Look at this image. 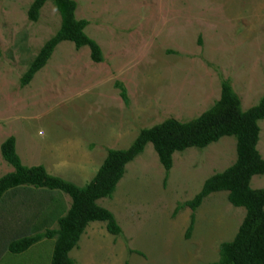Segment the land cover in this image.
I'll return each instance as SVG.
<instances>
[{"label": "rangeland", "instance_id": "374dc122", "mask_svg": "<svg viewBox=\"0 0 264 264\" xmlns=\"http://www.w3.org/2000/svg\"><path fill=\"white\" fill-rule=\"evenodd\" d=\"M33 1L0 0V145L13 137L25 167L42 166L50 176L84 186L107 151L126 149L140 130L200 116L219 99L221 80H229L244 111L264 96V0H73L75 17L88 21L84 32L103 61L92 62L87 47L61 42L21 87L29 63L60 26L49 1L30 21ZM258 127L256 149L264 159V119ZM235 144L223 137L175 152L167 173L147 144L112 195L96 202L121 234L91 222L69 257L74 264L216 262L219 245L233 239L245 210L233 207L226 192L209 194L194 212L181 205L234 163ZM12 171L0 155V178ZM249 186L264 190V175L253 176ZM5 196L0 264H49L53 240L20 255L1 251L25 233L24 217L42 210L36 195ZM60 196L68 209L70 198Z\"/></svg>", "mask_w": 264, "mask_h": 264}, {"label": "trees", "instance_id": "16d2710c", "mask_svg": "<svg viewBox=\"0 0 264 264\" xmlns=\"http://www.w3.org/2000/svg\"><path fill=\"white\" fill-rule=\"evenodd\" d=\"M47 1L57 10L60 26L29 63L20 79L21 87L30 83L61 42H70L76 49L87 47L92 62L103 61L99 46L84 32L88 21L75 17L76 3L73 0H34L27 11L28 19L36 22ZM120 95L125 102L124 90ZM263 119L264 96L255 106L244 111L229 80H221L219 99L200 116L186 122L169 118L140 130L126 149L108 150L95 175L84 186L50 176L42 166H23L16 154L14 138H7L0 145V155L13 171L0 178V199L21 192L36 195L42 201V210L24 217L25 233L11 238L1 251L20 255L43 239L53 240L49 264H74L69 253L89 223H104L111 235L121 234L113 215L96 202L112 195L126 165L139 156L147 144L152 145L158 162L167 173L175 152L188 148L203 149L223 137H233L236 143L234 163L207 178L199 193L181 207L194 212L209 194L226 192L228 202L233 207L243 208L245 215L233 239L219 245L218 260L211 264H264V190L249 186L253 176L264 175V159L256 149L258 121ZM60 195L70 198L68 209ZM193 223L192 214L186 238ZM53 225L56 228L50 229Z\"/></svg>", "mask_w": 264, "mask_h": 264}]
</instances>
